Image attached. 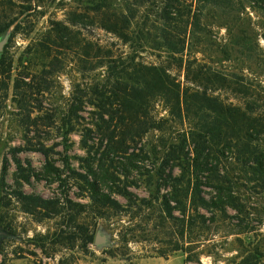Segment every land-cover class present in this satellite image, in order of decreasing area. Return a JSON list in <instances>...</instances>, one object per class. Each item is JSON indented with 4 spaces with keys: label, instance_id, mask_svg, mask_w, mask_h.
<instances>
[{
    "label": "rangeland",
    "instance_id": "obj_1",
    "mask_svg": "<svg viewBox=\"0 0 264 264\" xmlns=\"http://www.w3.org/2000/svg\"><path fill=\"white\" fill-rule=\"evenodd\" d=\"M26 2L31 9L16 30L6 31L10 34L0 54V175L6 162L7 184L6 188L0 184V264H234L245 256L264 262V179L234 155L220 157L218 167L228 178L240 213L227 207L226 217L216 213L213 222L197 221L189 227L186 220L193 211L187 198L183 221L177 209L181 205L173 202L177 208L171 219L154 197L156 188L168 195L175 188L185 189L184 183L158 187L156 177L146 174L162 157L159 139L171 131H186L185 122L175 121L173 127L152 130L141 138L133 150L143 157L139 169L128 168L122 157L106 163L113 181L102 186L118 207L92 195L88 185L74 177L76 172L84 173L81 161L88 153L93 156L97 151L98 157L108 147L100 132L84 130L93 129L88 89L107 79L108 60L126 62L139 56L145 62H158L166 55L182 57L181 65L166 61L182 83L184 60L189 58L225 74V84L235 76L237 84L264 96V1ZM107 24L120 28L109 29ZM216 92L241 103L243 95L225 88ZM71 103L75 115L69 112ZM166 111L156 101L151 114L160 118ZM40 145L49 148L62 170L61 183L41 173L28 183L16 182L10 148L19 147L16 155L22 164L28 161L39 172L44 163L36 149ZM64 155L69 169L63 165ZM116 187L126 193L115 191ZM14 189L53 203L22 201L10 193ZM202 189L210 196L208 187ZM67 199L79 203L80 210L71 211ZM199 211L209 218V212ZM97 232L106 236L102 245L94 242Z\"/></svg>",
    "mask_w": 264,
    "mask_h": 264
},
{
    "label": "trees",
    "instance_id": "obj_2",
    "mask_svg": "<svg viewBox=\"0 0 264 264\" xmlns=\"http://www.w3.org/2000/svg\"><path fill=\"white\" fill-rule=\"evenodd\" d=\"M30 9L31 4L26 0H0V39L3 36L8 38L10 33L6 34V31L10 27L16 30L20 18ZM186 10L190 12V8ZM168 18L176 19L172 16ZM106 27L120 28L108 24ZM166 38L165 35L164 39ZM167 60L178 61L181 65L182 57L166 55L158 62H145L139 56H131L126 62L107 61V79L88 89L89 104L94 107L91 112L94 116L91 123L93 129L87 126L84 130L100 132L107 137L108 143L105 144L108 147H105L106 153L98 157L97 151L93 152V156L88 153L81 161L84 173L74 172V177L83 180L92 195L99 196L112 207H118L117 201L102 186L105 181H113L112 172H109L106 163L111 164L115 158L122 157L128 168L139 169L143 157L133 150L141 138L152 130L162 132L171 128L175 121L182 124L185 122L189 125L186 131H171L159 139L158 145L163 150L160 162L153 170H146V174L151 172V176L156 177L155 184L158 187L161 185L172 188L174 183L180 187L184 183L185 189L190 191L175 188L173 194L168 195L167 191L159 193L156 188L154 197L160 200L165 216L174 218L173 211L177 208L173 204L175 202L181 205L177 209L183 214L184 221L186 198L193 211V214L187 216L186 223L189 227L198 222L204 224L207 219L213 222L216 213L226 217L227 207L240 213L239 205L227 186L228 178L221 172L218 164L220 157L234 155L252 174L264 179V96L251 92L246 85L237 84L239 82L232 74L228 75L233 80L225 84V74L189 58L184 60V80L181 83L179 74L171 72ZM193 63L195 66L191 67ZM223 88L229 89L233 95H243L241 103L220 97L216 91ZM156 101H160L167 110L166 116L155 118L151 114ZM75 109V105L71 103L69 112L75 115ZM17 149L20 148H10L16 182L21 179L28 183L31 176L39 177L41 173L49 181L61 183L62 170L50 157L47 146L40 145L36 148L44 157L41 172L35 171L28 161L23 165L16 155ZM63 165L70 168L67 155H64ZM175 167L178 168L177 173L174 172ZM5 169L6 162L0 175V184L6 188L7 184L3 179ZM202 186L210 189V196H205ZM115 191L126 193L120 187H116ZM10 193L22 201L47 205L53 203L52 200L27 194L23 190L14 189ZM66 201L71 211L80 210L79 203L70 199ZM199 208L209 212V218ZM234 264L264 262L245 256Z\"/></svg>",
    "mask_w": 264,
    "mask_h": 264
},
{
    "label": "water",
    "instance_id": "obj_3",
    "mask_svg": "<svg viewBox=\"0 0 264 264\" xmlns=\"http://www.w3.org/2000/svg\"><path fill=\"white\" fill-rule=\"evenodd\" d=\"M5 41H6V36H3L0 39V52L3 49V46L5 44ZM105 241H106V236L105 235H101V234H99V232H97L96 235H95V238H94V242L97 245H102Z\"/></svg>",
    "mask_w": 264,
    "mask_h": 264
}]
</instances>
